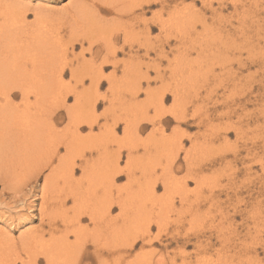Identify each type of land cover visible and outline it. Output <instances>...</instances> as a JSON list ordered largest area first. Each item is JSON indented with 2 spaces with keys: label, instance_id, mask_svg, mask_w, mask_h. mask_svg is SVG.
Masks as SVG:
<instances>
[{
  "label": "rangeland",
  "instance_id": "1",
  "mask_svg": "<svg viewBox=\"0 0 264 264\" xmlns=\"http://www.w3.org/2000/svg\"><path fill=\"white\" fill-rule=\"evenodd\" d=\"M11 1L25 8L21 12H26V21L31 25L26 29L34 30L39 27L40 30L44 29L41 31L44 34L47 31L48 38H51L50 41L55 42L57 38L61 43L62 49L60 50L64 49L67 53L65 57L58 56L53 58V61L50 60V66L46 65L47 71H50L52 75L64 66L67 68L72 66L78 70L77 78L67 73L63 95L60 99L67 106H72L73 111L77 110L73 112L74 115H68L64 106L57 110L56 113L63 117L62 120L59 118L57 120L56 115L55 119L59 134L68 128L71 137V133L75 134L82 130L80 134L88 137L87 143L90 140L98 143L101 140L97 137L89 138L90 135H98L103 130L116 131L115 136L119 137L117 140H121L120 145L116 144L122 150H120L122 152L121 166H124L123 169L126 168L127 172V164L132 163L130 164L132 170L129 173L134 178L123 175L117 183V194L121 203L125 201V198L130 197L132 198L130 202L137 204L134 208H138V205L144 207V214L141 215L138 223L140 225L148 223L150 226H147L151 227V231L150 235H146L145 240L140 236L138 238L140 242L136 240V243L134 233L142 231L138 227V230L135 229V221L126 223L127 218L125 217L128 216H121L118 206L113 208L111 212L120 216L118 226L119 234L122 233L121 254L124 255H118L124 258L120 264H129L130 260H136L148 254L152 255L150 257L153 260L162 254L166 264H264V0H160V2L151 0L150 5L145 7L149 10L146 14H143V8L137 7L136 9L137 14L144 15L143 18L151 26L149 31L146 30L141 20L134 21L135 26L132 29L133 27L128 26L126 19L124 21L115 20L117 13L114 11L113 13H95L93 8H97L95 7L97 3L95 2L94 6L93 0H81L84 3V15L83 17L80 16L81 14L77 15L78 22L75 21L74 9L71 6L73 0ZM37 10L45 12V18L42 15L36 21L35 11ZM47 13L50 14L49 17ZM127 15L123 14L125 18H128ZM52 18H54L53 21ZM86 21L88 24L85 23ZM74 22L79 25L74 26L76 28L74 29L85 34L84 39L82 38L77 43L75 38L69 35V24ZM124 22L127 27L124 30L134 32L132 40L134 38L135 44L130 48L132 52L129 51L128 45L124 44V40L128 39L124 37L123 40L125 31L121 28ZM117 29L121 30V33H118L117 38L114 37L115 48L120 50L123 45L126 48L123 47L120 53H116V58H111L119 64L104 65V75L115 73L117 81L112 83L107 80L103 81L98 88L99 97L102 99H98L99 97H95V88L90 78L98 73V66L103 56H108V54L112 56V50L108 48V37ZM146 36H149V54H146V49L142 45ZM55 44L56 47L57 43ZM130 54L136 56L135 65L131 64V61L129 65L133 66L131 69L134 70V77H138V81L133 79L132 85L131 82L122 79L123 76H129L126 70L128 66L125 63L131 60ZM143 62L148 64L149 78L139 79L146 70ZM12 84V88L22 86L31 91L38 87L32 80L14 81ZM111 85L116 86L115 95L110 92ZM130 85L133 86L132 90L127 89ZM11 86L8 85L7 88ZM15 89L17 90L13 91L15 92L14 103L24 107L23 94L18 88ZM79 92L81 96L76 101ZM131 95L133 103L130 99ZM1 97L2 94H0V99ZM28 97V104L34 103L35 105L37 100H41L33 92ZM160 98L165 100L164 110L179 111L185 118L176 121L172 116H166L161 121L158 120L157 111L160 107ZM94 104L96 107L92 109ZM130 108L134 114L138 115L136 117H138L139 126L146 128L139 134V139L133 135L126 136L124 133L125 121L128 119L130 123V118L125 117L126 114H130L128 113ZM94 117H97L98 121L90 129L85 125L86 120ZM74 119L75 123H73ZM152 119L153 123L146 122ZM75 127L82 129L76 130ZM152 129L154 134L151 133ZM101 135L105 140L107 135L102 133ZM76 136L71 138H78ZM63 137L64 135L61 134L58 136V143ZM180 139L181 141H178ZM174 143L177 148L174 153L176 151L177 156L175 162H172L171 157L168 158L172 156L168 151L169 148L171 151ZM145 148H150L151 151ZM251 148H253V155L251 154L253 157L250 155L245 160L241 159ZM65 150L66 148L62 146L60 155H56L55 158L52 153L55 161L44 169L39 177H36L37 179L33 176L30 180L33 182L30 186L35 189L34 196L37 198L34 201L35 211L30 213L34 220L30 222L26 221V215L21 218L17 217L18 212L26 213L29 210L19 199H12L18 195L10 188L3 189L1 179H22L26 173L33 175L31 172L39 160H33L30 154L26 160V156L24 159L23 156L18 157L15 153L13 157L10 153L11 156L0 158L9 161L0 165V231H3L0 234L2 233L1 237L5 236V238L10 236L8 240L16 239L14 243L16 245L13 244L10 248V253L14 257L15 250L13 249L17 246L22 248L21 233L41 228L42 198L40 194L43 178L47 173L56 171L55 176L58 178L56 179L60 180L59 186L62 187L64 194L65 191L70 190V186H74L71 187L72 189L77 190L78 188L79 191L90 189V176L83 175L80 167H77L71 183L64 182L69 172L64 167L60 168L62 165L60 157L67 153ZM85 151L88 153L84 157L74 154L76 155L74 159L77 158L75 163L77 162L78 165L89 158L87 155L91 151L87 147ZM237 151L239 155H236ZM188 152L189 161L186 157ZM134 159L135 161L132 162ZM249 164L252 165L251 169H246ZM20 165L22 166L19 171L18 166ZM51 167L53 170H50ZM189 167H191L190 170ZM189 176L197 177L198 181L189 180L187 183ZM163 180L167 182L169 189H166ZM86 186H88L87 189ZM152 188L155 190L153 191ZM210 192L215 193V197L211 200H204L203 196L210 195ZM31 194H29L28 202H33ZM156 197L158 200L160 198V201L156 200ZM166 202H170L169 206L165 204ZM72 206L73 202L70 200L66 207L71 208ZM153 210L156 212V219L150 216ZM223 217L224 221H222ZM88 222L89 220H86L84 224ZM219 223H223L222 230ZM39 231L37 238L28 239L27 242V244L33 243L38 250L43 247V243L48 245L59 236V233H56L54 236L47 234L46 237L41 238ZM125 233L126 236H124ZM150 237L153 242L149 244ZM71 238L74 239L73 236ZM23 248L20 249L21 256H25V248ZM94 251L95 246L88 244L80 264L90 262L98 264ZM65 262L69 264L68 260ZM42 264H45V261Z\"/></svg>",
  "mask_w": 264,
  "mask_h": 264
},
{
  "label": "bare ground",
  "instance_id": "2",
  "mask_svg": "<svg viewBox=\"0 0 264 264\" xmlns=\"http://www.w3.org/2000/svg\"><path fill=\"white\" fill-rule=\"evenodd\" d=\"M15 1H17V0H15ZM82 1L81 0L80 1L79 0H73V3H71L69 1L71 3V6L74 9L73 14H74V17L76 18L75 21H77V22H78L77 15L81 14L80 15L81 17H83V15H84V3ZM93 2H94L93 3L94 6H95V2L97 3V6H95L97 8H93L95 13H98V14H101V12L113 13V11H114L117 13L115 15V17H116L115 20H120V21L123 20L124 21V19H126L128 21V26L133 27L132 29H134V26H135L134 21H136V20L137 21L141 20L143 25L146 27L147 31H149L151 29V26L148 24V21L145 20V18H143L144 15L137 14V12H136L137 7H141V8H143V11H144L143 14H146L149 10L145 7L150 5L151 0H93ZM159 2H160V0H159ZM0 9H1V12H0V94H2V97L0 99V158L1 157L7 158L8 156H11L10 153L12 154V157H13V156H15V155H13V153H15L18 155V157L23 156V158H24L26 156V160H27V156H29V154L31 157L33 156L32 157L33 160H37V161L39 160V162L35 163L36 166H34L32 172H31V173H33V175L30 173L28 175V173H26L24 178L22 177V179L21 178L13 179V180L7 179V178L4 180L1 179V182L3 184V189L10 188L15 192V194L18 195V197L15 196L12 199H14V198H15V200L19 199L20 202L22 201L24 207L26 206L27 209L29 210L26 213H22V211L18 212L17 217L21 218V217H25V215H26V221L27 222L34 220V217L30 216L31 215L30 213L35 211V205L36 204L34 201L37 200V198H35V196H34L35 189H33V186H30L33 183L30 180H32L33 176L35 177V179H37L36 177H39V175L43 172V170L46 169L47 167H49L53 163V161H55V160H53L52 153H53V156L55 158V156L59 154L62 146L66 148L67 153H65L66 155L63 153L64 155H62L60 157L61 164H62L60 166V168L64 167V169L69 172V174L65 178L64 182L67 184L69 182L71 183L74 180V176H75V173L77 171V167L81 168L83 175H89L90 181H91L90 182V189H88L89 191L85 190V189H84L85 191L84 190L79 191L78 188L76 190V189H72L74 186L73 187L70 186V188H69L70 190L65 191V194H64L62 189H61L62 187L60 188V186H59L60 180H57L58 178H57V176H55L56 171H54L52 169V167H53L52 166L50 168V170L52 169L53 171H51L50 173H47L44 176L43 183L41 185V194L40 195L42 198V201H41L42 204L40 207V209H41L40 211H41V215H42V222H41V228L39 229L41 231L31 229L30 231L22 232L20 235V238H21V241L23 243L22 248H23V246L25 248V249L23 248L25 251V256L20 255V249H22V248L17 246L13 249V250H15V257L13 255H11L10 248H12L11 246H13V244L16 243V241H15L16 239L15 240H14V238L10 239V240H12L11 241L12 244L11 243L8 244V242L10 241V240H8V237L10 238V236H8L6 238H5V236L1 237V234H2L1 233L0 234V264H18L20 262H22L23 264H42L44 261H45V264H67L65 262L66 260H68L69 264H72V263L73 264H80L81 258L85 256L84 252H85V248H87L88 244L89 245L92 244L93 246H95L94 253H95V258H96L98 264H118V262L120 264V261L122 259H124V258H121V256H118L119 254H121V250H122V246H123V245H121L122 233L119 234L120 229L118 226L120 216H118V215L116 216L115 213L111 212L113 210V208L118 206L119 210H120V215L123 217L126 215L128 216V217H125V218H127V220L125 219L126 223H132V222L134 223V221H135L136 222L135 229L136 230L140 229L142 231L141 233H139L138 231H137L138 233L137 232L134 233V235L136 237V239L134 237L135 242H136V240H139L138 238L140 236H142V239L145 240L147 238L146 235H150L149 233L151 231V227L147 226V225H149L148 223L144 224V225H140L138 223L141 215L144 214V207L142 205H138V208H134L137 206V204H133V202H130L132 199L130 197L125 198L126 202L125 201L124 202L128 203L127 205L124 202L121 203L119 196L117 194V190H118L117 183H118V180L122 177V175H127L128 178L133 177L132 174L129 173L132 170V168L130 166V164H132V163L127 164V169H128L127 172H126V168L123 169L124 166L123 167L121 166L120 159L122 157V152H121L122 150L120 149L121 148L120 146L118 148V146L116 145L117 143H118V145H120L119 141H121V140L120 139L117 140L119 137L117 138V135L115 136V134L117 132L116 131L114 132L113 130H111V132L104 131V130L101 132L102 134L107 135L105 137L106 138L105 140H103V135H101V133L98 135L94 134L95 136L90 135L89 138H96L97 137L99 140H101V142L99 141L98 143H95V142H93V140H90L87 143L86 141H87L88 137L86 138L85 136H82L80 134V132L82 130L78 131V133H75V134L71 133V137H74L75 135H77L76 137H78L76 139H73L70 137V130L67 128V129L60 132V134L64 135V137H63V139H60V142L58 143V136L60 134H59V131H57V129H56L57 126H56L55 119H56V115H57V120H58V118L60 120H62L63 117L56 113L57 110H59L60 107L64 106L68 112V115H74L73 112H75L77 110L76 109L75 111H73V109L71 108L72 106L71 107L67 106L65 102H61V100H60L62 95H63L62 91H64L63 90L64 84H65L64 81L66 79L68 72H69V74H71L72 77L77 78L78 70L76 68H73L72 66H69L68 68L66 66H64V67H61L60 69H58L54 74L51 75L50 71H47L48 67H46V65L50 66L51 61H53V58L55 59L58 56H60L62 58V56L65 57L67 54L64 49L60 50L62 48H61V43L58 41V39L56 38V40H55V42L57 43L56 47H58L56 49V47H55L56 44H55L54 40L52 42L50 41L51 38L50 39L48 38L47 31L44 34V32L41 31L44 29L40 30V27H39V29H34L35 31L31 30V29H26L27 27L29 28L30 23H28L26 21V12H23V13L21 12V11L25 10V8H23L20 4L14 3L11 0H0ZM86 9H88V8H86ZM26 10L28 11V9H26ZM80 12H83V13H80ZM35 13H36V17H35L36 21H38L42 17V15H44V18H45V14H44L45 12H42L41 10H37V11H35ZM189 13H191V11ZM123 14H128L127 15L128 18H125L123 16ZM189 15L191 16V14H189ZM49 16H50V14L47 15V17H49ZM53 19L54 18H52V21H53ZM58 19H60V18H58ZM174 19H175V17H174ZM113 21H114V18H113ZM77 22L69 24V26H70L69 35H70V37L75 38L76 43L81 41V39L85 35V34L80 33L78 30H75L76 28L74 26L78 25ZM88 22H89V20H88ZM88 22L86 21L85 23L88 24ZM173 23H174V20H173ZM109 24H110V22H109ZM42 26H44V24ZM177 26H179V25H177ZM125 28H127V27H125V22H124L123 28H121V30L125 31L124 30ZM121 30H119V29H117L116 31L113 30L114 32H111L109 34V37H108L109 38V42H108L109 47L108 48H109V50L110 49L112 50V52L110 51L112 56H110L109 54H108V56L107 55L103 56L102 61H101L100 65L98 66V73H96V76L94 75L95 77L93 76L90 78V80H91V82L95 88V90H94V92L96 93L95 97H97V98L99 97V93H98L99 85H101V83L103 81L107 80L109 83L117 81L115 73L104 75V65L105 64H111V63L113 65H116V63H118L116 60L113 61L111 58H116L115 54L120 53V51L124 47V45H123L120 47L121 48L120 50H117L115 48V43H114V37H116V36L118 37V33H121L120 32ZM24 32H26V34H24ZM84 33H86V31H84ZM133 33H134L133 31H125L124 36H123V40H124V37L128 38L127 40H124V44L128 45L127 47L129 48L130 52H132V50L130 48L133 47L135 44L134 38L132 40ZM103 36H105V35H103ZM99 42H101V41H99ZM110 42H111V44H110ZM148 42H149V36H146V40L142 44L144 46V48L146 49L145 50L146 54H149V51H150V45H149L150 43H148ZM124 48H126V47H124ZM89 50H91V47H89ZM130 57H131L130 58L131 60H129V61H127V63H125V65L128 66L126 68V70H127V74L129 76H125V77L123 76L122 79H123V81L127 80V81L131 82V85H132L133 79L138 81V77H134V75H133L134 70L131 69L133 66L131 67L129 65L130 61H131V64L133 63V65H135L134 61H136V56L130 54ZM98 58H100V57H98ZM110 60H112V61H110ZM57 62H58V60H57ZM146 63L143 62L146 70H145V73H143L139 79L149 78L148 69H147L148 64H146ZM23 80H28V81L32 80L38 86V87L34 88V89H36L34 91H31V89H28L29 90L28 91L27 89H25L22 86H14L15 88H18V90H20L23 94L22 97L24 100L23 101L24 107H22L21 104L14 103V96L13 95L15 94V92H13V91L17 90V89L12 88V86H11L12 82L23 81ZM21 84H23V83H21ZM30 84H31V82H30ZM8 85H10L11 88H7ZM28 85H29V83H28ZM131 85L129 87H127V89L132 90L133 86L131 87ZM32 92L34 95H36V97L41 98L40 101L37 100L35 105H33L34 103L28 104L29 103L28 102V98H29L28 95ZM110 92H112V94L115 95V93H116V86L115 85L111 87ZM68 93H69V91H68ZM80 93L81 92H79V94L77 95L78 99L76 101L79 100V98L81 96ZM132 98L133 97L131 95L130 99L132 100ZM98 99H102V98L99 97ZM103 99H105V98H103ZM98 101H96V102H98ZM159 101H160V107L158 108L159 110L157 111L158 120L161 121V119H163L166 116H172L176 121H181L185 118V116L183 114H181V112H179V111L174 110L171 112L170 109L169 110L167 109L168 111L164 110V105H165L164 98H160ZM133 102H134V100H132V103ZM96 104L93 105L92 109H94V107H96ZM128 104L130 105V102ZM32 105H33V107H32ZM173 107H175V106H173ZM128 113H130L131 115L126 114L125 117L127 116L128 118H130L129 120H130L131 124L129 123L128 119H127V121H125L124 133L126 136L133 135L136 138H138L139 134H141L143 131H145L146 128L143 129L144 126H139L138 117H136L138 115L134 114V111L132 112L131 108H130V110H128ZM53 114H55V115L52 118ZM142 117L145 118V116L143 114H142ZM73 121H74L73 123H75L76 120L74 119ZM86 121L87 122L85 125L91 129L97 123L98 118L94 117L93 119L86 120ZM146 122H152L153 123V119L150 121H146ZM20 123H22L23 125ZM142 124H143V122L141 123V125ZM8 126H10V127L8 128ZM81 127L79 129H78V127H75V128H76V130H80V129H82ZM126 127H127V129H126ZM140 127L143 129L142 131H141ZM231 128H233V127H231ZM76 130H74V131H76ZM90 131H93V130H90ZM151 131H152L151 133L154 134V130L152 129ZM158 131H159V129H158ZM236 131H238V130H236ZM118 135H119V133H118ZM183 136H184V134H183ZM67 137H68V139H67ZM178 141H181V139ZM129 144H130V142H129ZM176 146H178V145H176ZM86 147L88 148L89 151H91V152H89L90 154L87 155V157H89V158L86 160H83L85 162L82 164H79L80 165L79 166L77 162H76L77 164L75 163V160L77 158L74 159L76 157V155L74 156V154H79L80 156L82 155L84 157L88 153L85 151ZM145 149L148 150L149 152L151 151L150 148L149 149L145 148ZM176 149L177 148H175V143H174L171 147V151H170V148L168 151L169 155L170 154L172 155V156L168 157V158L171 157L172 162H175V159L177 156L176 151H175L176 154L174 153V150H176ZM178 149H181V148H178ZM252 149L253 148H251L250 150H247L246 155L242 156L241 159L245 160L251 154L253 155ZM129 154H131V153H129ZM236 155H239L238 151H237ZM186 157H187V160L189 161V152L186 155ZM150 158H152V157H150ZM10 159H12V158H10ZM130 159H132V158H130ZM0 160H1L0 165H2V163L4 164L6 162H9L7 160L4 161L5 159L4 160L0 159ZM13 161H15V160H13ZM28 161H30V160H28ZM131 161H129V162H131ZM134 161H135V159L132 162H134ZM168 163H170V162H168ZM168 163H167V165H168ZM30 165H31V163H30ZM9 166H10V164H9ZM21 166L22 165L18 166L19 171L21 169ZM18 167H16L17 170H18ZM27 167H29V166H27ZM191 167H192V165H191ZM191 167H189V170ZM251 167H252V165L249 164L248 166H246V169L247 168L251 169ZM0 168H1V166H0ZM165 168H166V166H165ZM8 169H10V168H8ZM25 171H27V170H25ZM166 171H167V168H166ZM170 171H171V169H170ZM58 172L59 171H57V173ZM1 173H2V171H1ZM18 174H20V173H18ZM189 177H190V179H189ZM189 177L186 180L187 183L189 180L198 181V180H196L197 177H195V176H189ZM62 179H64V178H62ZM76 181H77V179H76ZM86 181H88V180H86ZM162 182L165 183V187L167 189L168 188L167 182H165L164 180ZM171 183L172 182H170V184ZM181 185H185V184H181ZM186 186H187V184H186ZM186 186L184 188H186ZM79 187H80V185H79ZM87 187L88 186H86V189H87ZM169 187H170V185H169ZM27 188H29V189L25 192L24 189L26 190ZM64 188H65V186H64ZM152 189H153V191L155 190L154 188H152ZM153 191H152V193H153ZM30 193H32L31 196L33 197V200H32L33 202H31V201L28 202V197L30 196L29 195ZM203 197H204V200H211V198L215 197V193L211 194V192H210V195H206ZM70 200H72L73 206L71 208H68V207H66V205L68 204V202ZM156 200H158L157 197H156ZM180 200H182V199H180ZM17 201H15V203H17ZM158 201H160V198ZM154 203H155V201H154ZM169 203L170 202H166L165 204H167V206H169ZM173 204H174V202H173ZM213 205H214V203H213ZM130 206H131V208H130ZM155 213H156L155 210H153V212L151 213L150 216L154 217L156 219ZM28 216H30V217H28ZM150 216H148V217H150ZM222 219H223L222 221H224V217ZM86 220H89L88 224L87 223L84 224V221H86ZM125 220H123V221H125ZM219 224L221 225V230H222V228H223L222 224L223 223H219ZM158 226H160V225H158ZM45 227H48V228L46 229ZM137 227H138V229H137ZM228 228H230V227H228ZM38 231H39V235L41 236V238H44V236L46 237L47 234L54 236L56 233H59L58 234L59 236L54 238L48 245H46L47 243H43V247L40 250H38L37 247L33 243L29 242L30 244L29 243L27 244V242L29 241L28 239H34V238L38 237V233H37ZM0 232H3V231H0ZM129 232L131 233V231H129ZM7 233H5V234L7 235ZM71 236L74 237L73 240H72ZM124 236H126V233ZM120 238H121V241L119 242ZM130 239H131V236H130ZM224 239H226V238L224 237ZM42 240L44 241V239H42ZM158 241H159V239H158ZM139 242H140V240H139ZM151 242H153V239L150 237L148 239V243L150 244ZM34 243H35V241H34ZM14 245H16V244H14ZM132 246H133V244L131 245V249H132ZM141 246L143 247V245H141ZM125 253H126V251H125ZM121 255H123V253ZM150 256H152V255L150 254ZM150 256H149V254L147 256L146 255L140 256V257L136 258V260H130L129 264H166V260L164 259L162 254L157 256L155 258V260H153ZM89 264H91V262Z\"/></svg>",
  "mask_w": 264,
  "mask_h": 264
},
{
  "label": "crops",
  "instance_id": "3",
  "mask_svg": "<svg viewBox=\"0 0 264 264\" xmlns=\"http://www.w3.org/2000/svg\"><path fill=\"white\" fill-rule=\"evenodd\" d=\"M143 129H144V127H143ZM123 176V175H122Z\"/></svg>",
  "mask_w": 264,
  "mask_h": 264
}]
</instances>
